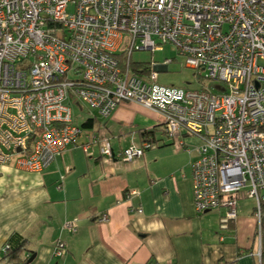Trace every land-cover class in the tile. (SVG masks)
Listing matches in <instances>:
<instances>
[{
    "label": "built area",
    "instance_id": "2783aa9c",
    "mask_svg": "<svg viewBox=\"0 0 264 264\" xmlns=\"http://www.w3.org/2000/svg\"><path fill=\"white\" fill-rule=\"evenodd\" d=\"M124 33L129 42L121 47ZM165 43L213 84H158L156 70L167 67V58L152 61L142 76L130 73L133 50ZM72 100L101 116L122 100L135 101L161 116L173 143L197 138L190 163L195 212L223 207L219 226L227 228L243 193L254 201L259 242L264 0H0V165L13 160L18 169L38 172L70 144L90 154L97 143L103 156L124 161L152 146L144 139L114 153L106 137L73 122ZM62 227L72 232L74 220ZM53 250L63 253V243Z\"/></svg>",
    "mask_w": 264,
    "mask_h": 264
},
{
    "label": "crops",
    "instance_id": "0c3cea01",
    "mask_svg": "<svg viewBox=\"0 0 264 264\" xmlns=\"http://www.w3.org/2000/svg\"><path fill=\"white\" fill-rule=\"evenodd\" d=\"M132 102L140 106L119 102L89 128L114 153L151 131L152 146L132 160L108 159L94 143L90 154L68 145L38 172L13 160L0 165V264H15L3 258L5 244L20 257L33 254L22 264H260L252 198L240 194L227 228L219 226L223 207L195 212L190 163L198 139L182 136L179 146L163 132L156 137L161 116ZM102 213L107 221L98 220ZM68 220L72 232L62 227ZM58 241L61 254L53 250Z\"/></svg>",
    "mask_w": 264,
    "mask_h": 264
},
{
    "label": "rangeland",
    "instance_id": "374dc122",
    "mask_svg": "<svg viewBox=\"0 0 264 264\" xmlns=\"http://www.w3.org/2000/svg\"><path fill=\"white\" fill-rule=\"evenodd\" d=\"M129 38L126 33L123 34V44L121 47H124L128 44ZM171 59V61L167 64V67H159L156 70V81L158 84L165 85V86H174V87H180L183 89H194V88H200L205 87L207 85H212L213 82H209L206 78H203L200 74L197 73V70L187 67L183 64V57L176 54V51L174 47L169 44L165 43L162 45V49L159 50H133L130 54V60L132 62H141L146 64H151L152 61H155L157 63H161L164 59ZM203 74V72H200ZM126 102L129 103L128 106L130 109L137 108L135 106L136 103H133L132 101H126L122 100L121 103ZM127 105V104H126ZM70 106L72 109V119L73 122L76 124H80L87 116L95 115L96 120L95 124H98L99 122H102L104 118L107 116H99L95 110L88 107L83 102H78V104L72 100L70 102ZM79 106L81 108H79ZM132 107V108H131ZM148 110V109H147ZM152 114L153 117L156 118L157 114L148 110ZM155 115V116H154ZM108 118V117H107ZM157 121V120H156ZM155 121L153 120V123ZM156 124V122L154 123ZM162 132V126L161 124L157 126V130L155 131L156 137L158 136H164ZM253 200V199H252ZM264 232V227H263ZM264 264V261H263Z\"/></svg>",
    "mask_w": 264,
    "mask_h": 264
},
{
    "label": "trees",
    "instance_id": "16d2710c",
    "mask_svg": "<svg viewBox=\"0 0 264 264\" xmlns=\"http://www.w3.org/2000/svg\"><path fill=\"white\" fill-rule=\"evenodd\" d=\"M116 55H118V57L120 59L123 58V55L121 54V52H117ZM128 63H129L130 73H133L136 75L142 76L143 74L147 73L150 70L149 64H146V63L132 62L130 59H129ZM99 116H101V115H99ZM95 118H96L95 115L87 116L82 122H80V126L83 127L84 129L89 130V128H91L92 122L94 121ZM140 132H141L142 140L147 139V140H150L153 142V140H152L153 138L148 137V132H151V131L143 130ZM162 132H163V130H162ZM263 227H264V204H262L261 217H260V229H259V262H260V264H263V261H264V232H263ZM256 234H257V231H256ZM18 249L19 248H14V249L8 250V245L5 244L3 246V252H4L3 258H5L6 261H10L11 263H15V264L25 263L29 257L28 256L20 257V253L17 252Z\"/></svg>",
    "mask_w": 264,
    "mask_h": 264
},
{
    "label": "water",
    "instance_id": "95a60500",
    "mask_svg": "<svg viewBox=\"0 0 264 264\" xmlns=\"http://www.w3.org/2000/svg\"><path fill=\"white\" fill-rule=\"evenodd\" d=\"M206 211V210H205ZM33 257V254L28 258V260H30Z\"/></svg>",
    "mask_w": 264,
    "mask_h": 264
}]
</instances>
